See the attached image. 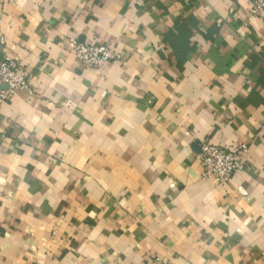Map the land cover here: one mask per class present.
Segmentation results:
<instances>
[{"label": "crops", "instance_id": "obj_1", "mask_svg": "<svg viewBox=\"0 0 264 264\" xmlns=\"http://www.w3.org/2000/svg\"><path fill=\"white\" fill-rule=\"evenodd\" d=\"M4 56L28 88L0 104V264H264L250 0H0ZM203 144L246 146L243 170L203 179Z\"/></svg>", "mask_w": 264, "mask_h": 264}, {"label": "built area", "instance_id": "obj_2", "mask_svg": "<svg viewBox=\"0 0 264 264\" xmlns=\"http://www.w3.org/2000/svg\"><path fill=\"white\" fill-rule=\"evenodd\" d=\"M250 14L264 17V0H250ZM2 41V40H1ZM75 59L87 68L100 69L106 63L117 62L120 57L107 46H93L70 40ZM27 74L21 62L15 57L0 58V104L8 101L16 92L27 89ZM247 147L238 146L232 150L218 148L211 144L200 147L197 159L201 166L203 179L224 182L244 168L242 156ZM150 264H170L160 258H154Z\"/></svg>", "mask_w": 264, "mask_h": 264}]
</instances>
